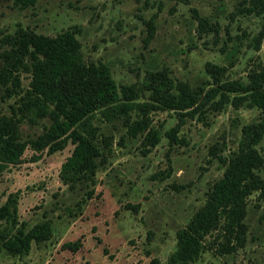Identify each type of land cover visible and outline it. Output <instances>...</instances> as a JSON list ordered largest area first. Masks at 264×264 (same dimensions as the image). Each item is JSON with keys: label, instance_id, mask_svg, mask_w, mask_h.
<instances>
[{"label": "rangeland", "instance_id": "1", "mask_svg": "<svg viewBox=\"0 0 264 264\" xmlns=\"http://www.w3.org/2000/svg\"><path fill=\"white\" fill-rule=\"evenodd\" d=\"M241 0H36L19 9L12 0H0V36L17 25L54 35L76 28L80 53L86 61L106 65L118 85L141 81L147 70L167 68L176 79L199 86L209 79L204 64L224 66V79L247 81V73L262 59V46L254 50L252 40L263 15L238 12ZM218 25L212 31L197 32L190 9ZM152 19L154 32L144 43V22ZM27 75L21 84L27 86ZM15 97L2 103L3 112ZM259 110L225 105L206 113L204 122L186 118L177 131L182 143L169 150L170 175L162 180L151 175L166 168L167 139L164 131L176 123L172 113L156 111L151 125L158 128L159 142L142 155L140 137H124L118 120L105 122L95 116L99 132L111 134L113 144L106 161L99 165L94 183H78L70 190L58 171L70 153L67 142L61 150L38 157L25 149L20 161L0 173V204L16 196V218L29 228L42 218L51 220V238L31 244L26 255L11 256L0 250V264H147L151 257L168 264L174 249V232L204 199V192L223 168L208 149L217 144L226 156L236 148L240 126L258 118ZM20 124L23 139L34 137L42 125ZM264 155V140L258 144ZM264 179V169L259 171ZM182 185L174 190L170 185ZM91 190L90 197L85 194ZM82 199V201H80ZM80 201V209L76 203ZM139 203L136 213L125 208ZM75 215H70L67 209ZM264 199L253 192L247 199L244 222L247 237L233 254L215 255L204 251L191 264H264ZM80 241L71 252L60 244Z\"/></svg>", "mask_w": 264, "mask_h": 264}, {"label": "trees", "instance_id": "2", "mask_svg": "<svg viewBox=\"0 0 264 264\" xmlns=\"http://www.w3.org/2000/svg\"><path fill=\"white\" fill-rule=\"evenodd\" d=\"M36 0H12L19 9L31 7ZM197 21V32L212 31L219 27L190 9ZM238 12L264 14V0H241ZM147 43L154 32L152 19L144 22ZM78 30L68 28L54 35L35 32L17 25L12 32L0 36V173L17 164L27 148L36 154L61 150L72 145L70 153L61 162L58 177L68 189L78 183H94L99 165L106 161L113 144V136L99 132L92 119L112 123L118 120L124 137L140 139L141 154L145 155L160 140L157 127L151 125V114L156 111L172 113L176 123L164 131L168 149L166 168L151 175V179H165L171 173L169 150L182 143L176 133L186 118L204 122L206 113L220 111L223 106H244L259 110L258 118L240 126L236 148L224 156L217 144L208 152L222 166L221 175L204 192L201 205L195 208L187 221L174 232V249L167 256L168 264H191L204 251L215 255L235 253L245 244L247 224L244 222L248 197L256 192L264 199V155L258 146L264 140V16L261 27L252 40L254 50L262 46L263 56L247 73V81L224 79V66L206 62L205 74L209 79L197 87L170 75L167 68L147 70L141 81L116 84L106 65L86 61L80 53L76 37ZM27 75V86L21 84V75ZM15 97L3 112L2 103ZM42 125L34 137L23 139L20 124ZM174 190L182 185H170ZM91 190L85 192L90 197ZM16 196L8 194L0 204V250L11 256L26 255L34 243L38 245L51 238V220L42 212V218L25 227L16 218ZM82 201V199L80 200ZM80 201L76 203L80 209ZM139 203L125 204L137 212ZM70 215L75 213L67 209ZM263 214L260 217H263ZM80 241L60 244L75 252ZM147 264H160L151 257Z\"/></svg>", "mask_w": 264, "mask_h": 264}]
</instances>
